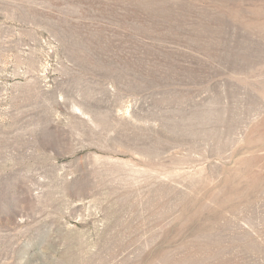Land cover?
<instances>
[{
  "label": "rangeland",
  "instance_id": "obj_1",
  "mask_svg": "<svg viewBox=\"0 0 264 264\" xmlns=\"http://www.w3.org/2000/svg\"><path fill=\"white\" fill-rule=\"evenodd\" d=\"M0 264H264V0H0Z\"/></svg>",
  "mask_w": 264,
  "mask_h": 264
}]
</instances>
